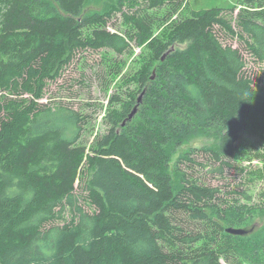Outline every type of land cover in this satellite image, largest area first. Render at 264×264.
<instances>
[{
  "label": "trees",
  "instance_id": "obj_1",
  "mask_svg": "<svg viewBox=\"0 0 264 264\" xmlns=\"http://www.w3.org/2000/svg\"><path fill=\"white\" fill-rule=\"evenodd\" d=\"M185 1L146 0L112 32L111 14L84 13L86 0H0V264H264V236L227 232L264 212V151L243 141H264V0L180 17ZM164 25L169 37H154ZM144 45L147 62L123 74ZM87 50L114 53L108 75L148 86L154 113L134 126L136 97L114 93L122 111L89 147L85 115L41 102ZM245 54L262 66L249 70ZM194 128L217 132L218 146L202 150L201 177L181 166L196 150L182 156L175 183L164 147ZM227 168L244 190L207 182Z\"/></svg>",
  "mask_w": 264,
  "mask_h": 264
},
{
  "label": "rangeland",
  "instance_id": "obj_2",
  "mask_svg": "<svg viewBox=\"0 0 264 264\" xmlns=\"http://www.w3.org/2000/svg\"><path fill=\"white\" fill-rule=\"evenodd\" d=\"M52 4H56V0H45ZM146 0H86L83 12L101 14H111L112 19L108 24V30L112 32H124L126 25L124 22L123 13H132L138 7H145ZM236 7V13L243 6L240 0H186L185 5L179 12L180 17H189L198 14L202 11L220 8L224 9L225 13L229 8ZM235 13V16H236ZM176 17V16H175ZM175 17L173 19H175ZM154 37L161 40H166L169 37L167 25L156 30ZM225 43H231L234 47H239L241 44L236 40L227 36H222ZM149 49L146 45L135 47L134 52L127 58L123 74L132 69H137L147 62ZM114 59V53L110 50L93 51L87 50L77 53L74 60L65 69L61 78L55 82H51L46 90L44 99L41 100L44 104L51 107L66 106L72 108L86 116L87 124L83 136L84 143L89 147L94 139L102 135L108 129V123L114 118V108L122 111V105L114 106L111 97L114 93L121 95L122 101L128 100L131 95L136 97V103L132 104L131 111L135 112L132 119L128 122L132 125H139L141 122L149 119L148 105L146 104V93L148 86L139 93L137 81L123 74L118 77L108 75L107 58ZM117 57V56H116ZM246 66L249 70H258L262 65L259 64L249 54H245ZM159 63H154V68L151 72L154 73L149 81V86L152 82H156L155 71ZM138 92V93H137ZM125 102V104H126ZM127 108V107H125ZM119 112V111H117ZM117 118L120 114L117 113ZM125 122V121H124ZM127 122V120H126ZM245 144H249V149L253 152L264 151V141L257 137H252L247 134L243 136ZM218 133L214 130H201L194 128L191 130L190 137L181 146L169 145L164 147L165 152L171 159L170 173L172 174L175 183H178L179 176L175 172V163L186 153L196 150L190 156L194 163H182L181 166L188 173H193L194 176H200L203 172L200 163L206 162L208 155H205L203 149H215L218 146ZM248 162H243L242 166H247ZM254 166H261L262 162L255 160ZM192 166V167H191ZM193 168V169H192ZM201 177V176H200ZM211 178L208 176L207 182L212 185H220L225 192L242 191L245 189V179L233 168H227L223 178ZM231 227H227V230ZM244 229L247 233L243 238L246 240H258L264 236V212L256 211L253 218L247 225L237 227ZM241 236V235H237Z\"/></svg>",
  "mask_w": 264,
  "mask_h": 264
},
{
  "label": "water",
  "instance_id": "obj_3",
  "mask_svg": "<svg viewBox=\"0 0 264 264\" xmlns=\"http://www.w3.org/2000/svg\"><path fill=\"white\" fill-rule=\"evenodd\" d=\"M135 112H132L128 118V120H131ZM126 121L123 123L125 125ZM228 233L233 235H245L247 232L244 229H237V228H229L227 230Z\"/></svg>",
  "mask_w": 264,
  "mask_h": 264
}]
</instances>
